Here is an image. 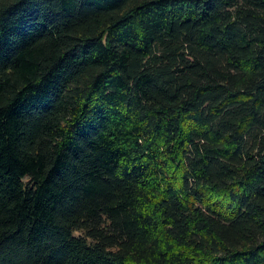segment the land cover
Wrapping results in <instances>:
<instances>
[{
    "label": "trees",
    "instance_id": "trees-1",
    "mask_svg": "<svg viewBox=\"0 0 264 264\" xmlns=\"http://www.w3.org/2000/svg\"><path fill=\"white\" fill-rule=\"evenodd\" d=\"M0 264H264V0H0Z\"/></svg>",
    "mask_w": 264,
    "mask_h": 264
}]
</instances>
